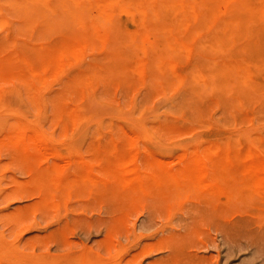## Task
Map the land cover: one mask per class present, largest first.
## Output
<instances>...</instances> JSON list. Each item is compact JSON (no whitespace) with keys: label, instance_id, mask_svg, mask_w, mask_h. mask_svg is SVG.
<instances>
[{"label":"bare ground","instance_id":"1","mask_svg":"<svg viewBox=\"0 0 264 264\" xmlns=\"http://www.w3.org/2000/svg\"><path fill=\"white\" fill-rule=\"evenodd\" d=\"M0 30V147L66 159L65 143L94 142L86 153L90 160L76 151L80 161L69 157L67 164L55 160L30 171L42 203L61 205L71 187L144 184L264 204V133H249L244 123L230 135H194L190 142L196 144L177 154L187 162L175 171L158 159L160 151L140 147L167 141L179 112L184 128L208 126L192 106L201 91L223 113L229 98L242 109L252 106L254 94L264 98V0H0ZM94 40L101 51L88 60ZM134 78L146 92L129 109L126 102L105 100L113 86L128 95ZM155 86L164 94L162 107L148 100ZM92 102L109 105L111 118H98L87 105ZM47 113L66 130L93 134L67 132L64 140L48 134L41 125ZM120 125L128 134H107ZM142 154L147 159L140 164ZM3 172L0 164V193ZM13 255L4 246L0 264H30L22 257L11 262ZM67 257L60 264H72Z\"/></svg>","mask_w":264,"mask_h":264},{"label":"rangeland","instance_id":"2","mask_svg":"<svg viewBox=\"0 0 264 264\" xmlns=\"http://www.w3.org/2000/svg\"><path fill=\"white\" fill-rule=\"evenodd\" d=\"M31 28L25 29V36L33 34ZM0 34L3 35L1 30ZM45 39L40 38V42ZM92 46L88 60L101 51L95 40ZM16 69L14 66L13 71ZM6 84L13 85L11 80ZM133 84L128 95L119 86H113L105 100L116 106L126 102L129 109V102L143 98L146 92L136 78ZM149 94L152 107L165 105L160 87L155 86ZM198 95L192 106L208 126L184 128L179 112L173 115L177 124L167 132V141L140 143L141 148L160 151L158 159L167 163L171 171L181 169L187 162L177 154L180 148L196 144L190 142L194 135H230L238 122L244 123L249 133L256 129L264 133V98L260 95L254 94L252 106L246 109L229 98L230 106L224 113L211 96L203 91ZM64 101L68 103L69 98L64 97ZM87 105L98 118H111V113H107L109 105L97 102ZM41 125L48 134L62 140L67 132L71 135L76 132L78 137L93 134L84 128L66 130L50 113ZM107 134L122 138L128 133L120 125ZM70 142L65 143L69 148L65 152L72 161L81 160L73 155L76 151H82L85 153L82 158L90 160L86 153L93 141ZM12 148L14 153L0 147V164L4 165L0 251L7 246L14 253L9 258L11 262L22 257L30 264H60L65 261L60 258L68 255L72 264L97 260L100 264H264V204L245 198H225L194 187L168 191L140 184L100 189L71 187L61 205L53 206L42 203L38 189L31 183L30 171L39 166L48 168L55 160L67 164L69 157L43 159L21 147ZM146 159L142 154L139 163Z\"/></svg>","mask_w":264,"mask_h":264}]
</instances>
